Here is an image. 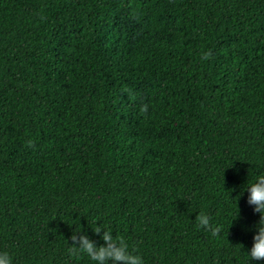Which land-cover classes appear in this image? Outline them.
Segmentation results:
<instances>
[{"label":"trees","instance_id":"16d2710c","mask_svg":"<svg viewBox=\"0 0 264 264\" xmlns=\"http://www.w3.org/2000/svg\"><path fill=\"white\" fill-rule=\"evenodd\" d=\"M260 171L264 0H0L12 264H94L68 250L96 224L144 264H247Z\"/></svg>","mask_w":264,"mask_h":264},{"label":"clouds","instance_id":"9594fccd","mask_svg":"<svg viewBox=\"0 0 264 264\" xmlns=\"http://www.w3.org/2000/svg\"><path fill=\"white\" fill-rule=\"evenodd\" d=\"M208 55L209 53L206 52L202 58L207 59ZM142 111H146V107ZM244 185L243 192L247 191L246 202L248 205L253 206L252 211L259 216L256 223L249 229L252 232V243L245 252L247 264H252V262L262 264L264 262V171L255 174L254 178L250 181L247 180ZM237 217L238 212L235 219ZM196 220L198 226L205 228L209 226V217L204 213L198 214ZM102 229L101 239L104 242L103 244L95 243L84 234L79 235L77 244V232L82 233V230L73 232L71 236L73 244L68 250L69 254H86L94 264H144L142 256L130 250L123 237H114L112 231L101 224H96L92 231L101 233ZM219 231L220 227L213 228L212 236L215 237ZM0 264H12V258L7 251H0Z\"/></svg>","mask_w":264,"mask_h":264}]
</instances>
